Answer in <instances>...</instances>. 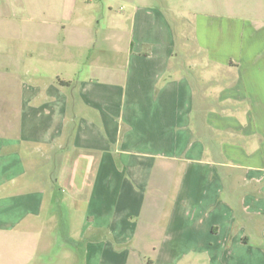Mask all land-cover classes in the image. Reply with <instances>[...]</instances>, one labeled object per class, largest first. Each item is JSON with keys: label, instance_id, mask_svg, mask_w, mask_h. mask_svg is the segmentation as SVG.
Listing matches in <instances>:
<instances>
[{"label": "crops", "instance_id": "crops-1", "mask_svg": "<svg viewBox=\"0 0 264 264\" xmlns=\"http://www.w3.org/2000/svg\"><path fill=\"white\" fill-rule=\"evenodd\" d=\"M171 1L0 9V264H264V7Z\"/></svg>", "mask_w": 264, "mask_h": 264}, {"label": "rangeland", "instance_id": "rangeland-1", "mask_svg": "<svg viewBox=\"0 0 264 264\" xmlns=\"http://www.w3.org/2000/svg\"><path fill=\"white\" fill-rule=\"evenodd\" d=\"M64 0H0V9H8V13H5L4 16H7L8 19H11L10 22L13 24L11 27L13 28V35H22L21 30V9L25 6H32L37 4H43L45 6H52V5H63ZM172 5H177L179 8L184 10L189 16L191 22L195 20L196 13H200L203 15H209L213 18L216 17H227L229 15L226 12V7L230 5H236L237 14L240 16H248L249 18L258 17L257 14L260 13L261 8L264 7V0H173L171 1ZM115 10H119V7L122 6L121 3H117ZM4 14V13H2ZM198 14V15H200ZM173 16V23L177 28L178 33V50L179 54L185 53L189 57H195L198 55V50L195 45L194 41V34H193V26L190 21L177 19L174 17V14L171 13ZM12 16V18H11ZM3 19L0 13V22ZM6 21V20H5ZM10 26V25H9ZM4 28L0 29V36H4ZM215 30V29H214ZM215 32H217L215 30ZM211 36V35H210ZM210 38V42L213 43L214 48L217 50H221V48L228 49L229 42L223 37L219 35H212L213 37ZM17 44H13L16 46ZM21 46V45H20ZM226 51V50H225ZM30 176V175H28ZM20 179H18L19 181ZM20 182V181H19ZM18 183V182H17ZM20 186V184H19ZM17 186V188L19 187ZM17 190V189H16ZM22 191H16L14 193H20ZM65 238L61 237L60 240L64 241Z\"/></svg>", "mask_w": 264, "mask_h": 264}]
</instances>
